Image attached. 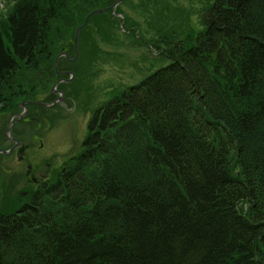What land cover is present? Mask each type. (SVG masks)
Here are the masks:
<instances>
[{
    "label": "trees",
    "instance_id": "trees-1",
    "mask_svg": "<svg viewBox=\"0 0 264 264\" xmlns=\"http://www.w3.org/2000/svg\"><path fill=\"white\" fill-rule=\"evenodd\" d=\"M14 1L8 106L31 72L58 77L57 23L102 5ZM201 23L155 41L169 63L99 107L55 179L0 211V264H264V0L209 1Z\"/></svg>",
    "mask_w": 264,
    "mask_h": 264
},
{
    "label": "rangeland",
    "instance_id": "rangeland-1",
    "mask_svg": "<svg viewBox=\"0 0 264 264\" xmlns=\"http://www.w3.org/2000/svg\"><path fill=\"white\" fill-rule=\"evenodd\" d=\"M100 1V6L77 12L70 26L57 23L56 30H53L52 35L56 36L54 54L60 47H66L62 51L66 56L56 62L54 60L53 72L57 76V72L64 69L73 72L74 76L65 77L68 83H60L61 76H49V72H31L29 79L22 81L16 101H12L9 106L6 102L0 103V145L10 146L6 138L10 134L8 137L11 139L15 136L31 141L28 156L33 164L38 165L40 159L46 158V154L54 156L53 161L57 166H32L33 169L57 171L64 159L80 149V143L88 133V122L99 107L126 87L138 83L169 63L168 59L158 58L154 42L159 41L163 45V39L177 41L190 33H197L203 27V11L212 0H122L112 9L105 8L119 0ZM14 2L0 0V19L10 12ZM98 8L104 10L92 13L75 38L76 28L90 12ZM57 85L65 89L68 101L65 99L60 105L49 109L36 110L30 105L29 115L39 120L35 124L19 119L13 121L11 116H18L27 110L20 106L23 100L33 98L50 102L52 88L58 89ZM63 94L61 92L59 96L64 97ZM67 102L73 105L72 108ZM7 115L11 118L8 119ZM11 122L14 126L7 131ZM28 126L32 129L29 130ZM40 144L41 148L38 149ZM6 161L3 164L0 160V211L21 206L28 196L21 197L19 202V192L36 187V184L30 183L24 164L16 163L12 155ZM56 175L51 174L52 178L49 176L47 180L55 179Z\"/></svg>",
    "mask_w": 264,
    "mask_h": 264
},
{
    "label": "flooded vegetation",
    "instance_id": "flooded-vegetation-1",
    "mask_svg": "<svg viewBox=\"0 0 264 264\" xmlns=\"http://www.w3.org/2000/svg\"><path fill=\"white\" fill-rule=\"evenodd\" d=\"M61 72H63V73L60 74V75H58V77L61 76L65 80V79H67V78H65L66 76L67 77L70 76L69 74H70L71 71L64 69V70H61ZM61 82L68 83V81H62V80L60 81V83ZM57 88H58L59 91H62L64 93L63 94L64 97H63L62 100H58V97L60 95L59 93H50L52 95V96L50 95L51 97L49 98L50 99V102L38 101V100H35L33 98L23 100L22 102L24 103V106L21 105V104H20V106H21V108L22 107L27 108V110H25L26 112L20 118H18L17 115L11 116V117H13V121L14 120L17 121L19 119V120H22V121L27 122L29 124H32V123L35 124L36 122H39V120H38V118L36 116H34L32 114L29 115V113H28L29 112L28 111L29 108L28 107L30 105H33V107H35L36 110L37 109H41V108H43V109H46V108L49 109L52 106L60 105L61 103H63L65 101V99L68 101L69 98H65V96H66L65 89H62L61 88V85L60 86L57 85ZM67 103L69 104V102H67ZM69 105L72 108L73 105L72 104H69ZM6 117L8 119L11 118L10 115H7ZM28 127H29V130L32 129L30 126H28ZM5 135H6V131H5ZM6 138L10 141L11 144H10L9 147H4V146L0 145V160L3 161V164H6L7 157L10 156V155H12V157L15 160L16 163H22V164H24V166H26V174L30 177L29 180H30V183L31 184H36V186H37L40 183H42L43 181H46L47 179H49V176H51V174H54V173L57 172L56 169H54V170L52 169L49 172L47 169H45L44 171H41V170L33 169L32 168V166H46V167H49V166H57V164H55L54 161H53V157L54 156H51L52 154L51 155L46 154L47 156H46V158H44L46 160L40 159L39 160V164L38 165H35V164H33L34 162L32 163V161L30 160V158L28 156V152L30 151V148H31V141L29 139L23 140L21 138H17L15 136H13V140H12L7 135H6ZM40 148H41V144L38 145V149H40ZM71 156H72V154L70 155V157ZM69 158H67L66 160H68ZM66 160L64 159L62 161V163L59 164L58 166L64 165V163L66 162ZM40 178H42V179H40ZM51 178H52V176H51ZM28 191L29 190H21L20 192L22 194V197L26 196L27 193H28ZM19 199H20L19 200V202H20L21 199H22L21 196H19Z\"/></svg>",
    "mask_w": 264,
    "mask_h": 264
},
{
    "label": "water",
    "instance_id": "water-1",
    "mask_svg": "<svg viewBox=\"0 0 264 264\" xmlns=\"http://www.w3.org/2000/svg\"><path fill=\"white\" fill-rule=\"evenodd\" d=\"M122 0H119V1H117V2H115V3H113L112 5H110V6H108L107 8H105V9H112L113 7H115L119 2H121ZM104 9H102V8H98V9H96V10H94V11H92V12H90L85 18H84V21H83V23L79 26V27H77L76 28V30H75V32H74V36H75V38H77V36H78V33H79V31H80V29L83 27V26H85L86 25V22H87V19H88V17L92 14V13H100V12H102ZM65 55H66V53H64ZM60 56V54L55 58V62L57 61V59H58V57ZM58 74H62L63 72H57ZM61 79H59V81H60ZM68 81V80H67ZM57 90L54 88V86H53V88H52V92L53 93H55ZM63 99V96L61 95V96H59L58 97V100H62ZM21 105H23L24 106V103L23 102H21ZM46 105V104H45ZM26 111L24 110V112L23 113H19L18 114V116L19 117H21L24 113H25ZM12 125H13V122H11V125H10V127L8 128V130L7 131H10V129L12 128ZM9 136V135H8Z\"/></svg>",
    "mask_w": 264,
    "mask_h": 264
}]
</instances>
